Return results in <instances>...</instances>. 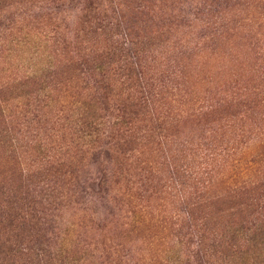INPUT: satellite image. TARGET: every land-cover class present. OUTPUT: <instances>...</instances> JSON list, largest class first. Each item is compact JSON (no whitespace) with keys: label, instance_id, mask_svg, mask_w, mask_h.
<instances>
[{"label":"rangeland","instance_id":"obj_1","mask_svg":"<svg viewBox=\"0 0 264 264\" xmlns=\"http://www.w3.org/2000/svg\"><path fill=\"white\" fill-rule=\"evenodd\" d=\"M263 177L264 0H0V264H223Z\"/></svg>","mask_w":264,"mask_h":264},{"label":"trees","instance_id":"obj_2","mask_svg":"<svg viewBox=\"0 0 264 264\" xmlns=\"http://www.w3.org/2000/svg\"><path fill=\"white\" fill-rule=\"evenodd\" d=\"M107 56L110 55L107 54L105 57L107 58ZM14 192L10 188L8 193L3 192L0 196V231L2 230V236H5L3 244L0 245V255L4 257L11 256V252L17 253L14 248L15 245L13 246L9 241L12 232H17L16 226L18 225L20 228L21 224L31 222L29 207L25 206L22 198L15 196ZM207 200L209 202L205 201L207 203L204 204L203 208L209 209L208 221L212 222V227L215 229L214 233L219 226H214L218 223L212 220L218 217L225 218L227 227H236L233 232L217 233V236L213 238L211 252L215 255L218 254V258L222 259L223 264H244L239 262L237 257H235L236 261L234 258L229 261L228 257H234V253L235 255L247 253L249 249L253 251L260 246L258 252L255 251V258H261L263 256L260 255L261 249H264V177L251 184L247 190L233 191L225 199L214 202H211L210 199ZM196 207L200 209L199 206ZM212 208L213 214L210 211ZM253 213L256 216L252 218L250 216ZM210 214H212L211 217ZM204 220H207V217H204ZM248 223L250 225L246 226ZM13 236L17 237V235ZM6 244L9 246H4ZM211 255L208 254V257L211 258ZM262 263L264 264V260Z\"/></svg>","mask_w":264,"mask_h":264}]
</instances>
